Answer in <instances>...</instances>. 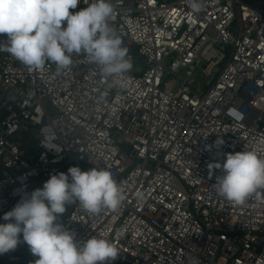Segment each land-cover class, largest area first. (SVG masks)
Wrapping results in <instances>:
<instances>
[{"label": "built area", "instance_id": "built-area-1", "mask_svg": "<svg viewBox=\"0 0 264 264\" xmlns=\"http://www.w3.org/2000/svg\"><path fill=\"white\" fill-rule=\"evenodd\" d=\"M111 2L110 26L142 58L128 52L132 68L116 79L75 54L68 69L30 71L0 34L2 223L51 175L98 167L120 185L121 205L93 215L70 203L62 224L78 243H116L111 264H264V190L235 205L212 186L223 170L208 168L227 153L264 156V4ZM8 253L38 259L22 236Z\"/></svg>", "mask_w": 264, "mask_h": 264}, {"label": "clouds", "instance_id": "clouds-1", "mask_svg": "<svg viewBox=\"0 0 264 264\" xmlns=\"http://www.w3.org/2000/svg\"><path fill=\"white\" fill-rule=\"evenodd\" d=\"M78 4L80 0H0V34L8 38L4 49L30 71L42 69L46 62L58 71L68 69L74 54L87 57L105 77L116 79L130 71L128 49L108 22L114 12L111 0H92L87 7L70 11ZM188 4L194 12L202 8L201 0ZM223 144V139L215 141L217 148ZM225 155L222 165H208L210 176L212 169L223 170L212 186L219 197L244 205L264 190V156L248 150ZM123 200L120 185L104 168L82 171L72 166L67 174H53L4 214L0 255L15 250L22 236L38 257L35 264H111L120 254L116 243L98 236L78 243L75 233L57 221L70 203L78 202L95 215L117 209Z\"/></svg>", "mask_w": 264, "mask_h": 264}, {"label": "rangeland", "instance_id": "rangeland-1", "mask_svg": "<svg viewBox=\"0 0 264 264\" xmlns=\"http://www.w3.org/2000/svg\"><path fill=\"white\" fill-rule=\"evenodd\" d=\"M256 4H264V0H255ZM128 52L132 55H134V57L137 59V62H142V58L140 57L139 55V51H138V47H131L129 48ZM200 75V73H198ZM197 79L199 80V77L197 76ZM201 81L199 83V86L202 84V78H200ZM203 83H205L203 81ZM46 106L48 108V110H50L51 112H53V107L46 101ZM69 213V208L68 206H66V211L64 214H62L61 216L58 217V221L59 223H61V220H63V217H65L67 214ZM2 221V218H0V223ZM2 256L4 257H7V262H4V263H0V264H33V263H30L29 261H21L19 259V257L15 258V254H9V253H5L3 254ZM1 261V260H0ZM119 264H124V263H119Z\"/></svg>", "mask_w": 264, "mask_h": 264}, {"label": "crops", "instance_id": "crops-1", "mask_svg": "<svg viewBox=\"0 0 264 264\" xmlns=\"http://www.w3.org/2000/svg\"><path fill=\"white\" fill-rule=\"evenodd\" d=\"M43 187V185L42 184H40V183H38L32 190H31V192L32 191H34L35 189H37V188H42ZM30 192V193H31ZM64 218L65 217H63V220H64ZM63 220H61V224L63 223ZM1 223H2V221H1ZM59 223V222H58ZM18 256L17 255H15V258H17ZM0 263L2 262V263H4V262H7V257H4V256H2V255H0ZM15 264H16V262H15Z\"/></svg>", "mask_w": 264, "mask_h": 264}]
</instances>
